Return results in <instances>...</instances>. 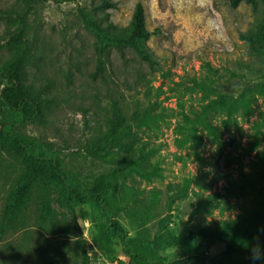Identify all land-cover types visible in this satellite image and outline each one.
<instances>
[{
  "label": "rangeland",
  "instance_id": "1",
  "mask_svg": "<svg viewBox=\"0 0 264 264\" xmlns=\"http://www.w3.org/2000/svg\"><path fill=\"white\" fill-rule=\"evenodd\" d=\"M137 3L143 6L146 28L159 33L147 42L153 65L129 48H109L100 55L80 17L83 10L103 25L106 14L122 30ZM209 21L220 26L223 39H216ZM19 23L24 27L27 81L54 103L42 124L22 123L7 113L6 124L11 133L58 154L63 171L83 186L90 177L138 156L93 160L78 152L84 142L103 135L111 121L125 120L134 110L150 109L158 117L142 129L138 146L151 175L123 173L113 180L114 216L127 232V242L151 239L166 216L167 230L178 235L186 222L196 231L213 229L264 205L259 3L233 9L228 0H205L203 7L200 0H0V68L21 52L19 46L8 45ZM199 84L232 98L245 94L249 102L248 111L214 114L218 138L201 127L191 131V121L215 98ZM4 85L0 78V92ZM31 171L11 143L0 144V264H81L80 239L86 242L90 264H127L118 241L99 253L92 246L93 225H83V235L77 220H91L89 206L76 207L75 218L54 205L48 213L43 200L48 193L39 183L20 199L16 215L6 216L7 205ZM256 245L230 239L205 246L188 261L178 249L170 250L167 260L227 264L226 248L251 250Z\"/></svg>",
  "mask_w": 264,
  "mask_h": 264
},
{
  "label": "trees",
  "instance_id": "2",
  "mask_svg": "<svg viewBox=\"0 0 264 264\" xmlns=\"http://www.w3.org/2000/svg\"><path fill=\"white\" fill-rule=\"evenodd\" d=\"M261 5L263 14L262 39L264 41V0H228L231 8L241 4L255 7ZM104 4L103 7H108ZM80 17L85 27L94 35L99 54L104 55L109 48H129L143 62L153 65L154 58L147 46L151 36L159 33L150 32L146 28L143 6L137 3L131 14L127 28L117 30L104 15V24H98L85 11L80 10ZM21 20V19H20ZM24 27L19 23L16 34L8 41V45L19 46L20 54L0 68V78L5 82L0 92V144L11 143L20 155L32 166V171L24 177L17 194L6 207V216L13 217L22 207V199L31 187L39 183L47 190L44 197L46 212H53V205L65 210L75 218V208L89 206L91 222L95 230L92 238L93 248L104 253L112 242H119L121 251L127 258V264H184L177 261L168 262L167 252L179 250L186 261L193 260L196 252L205 246L224 243L233 239L240 242H250L261 245L260 255L264 257V205L246 212L235 222L216 226L213 229L194 230L186 222L178 235L167 230L170 223L166 216L158 225V230L151 239L138 242H127V232L115 218L112 204L113 180L123 173H134L142 178H148L151 173L146 170L144 162L147 158L138 146L141 142L142 129L158 120L150 109L134 110L127 119L111 121L108 130L91 141H86L78 148L84 156L104 161L113 156H130L137 152V158L128 160L115 168L90 177L89 184H83L71 174L63 171L60 157L50 148H42L37 141L20 137L11 133L6 124V113L18 116L22 123L42 124L46 119V110L54 99L45 96L41 89L35 88L27 81L22 68L25 51ZM98 65H102L101 59ZM208 92L215 93V98L205 104L199 114L191 121V131L201 127L208 135L218 138V129L213 122V116L218 112L235 113L238 110L248 111L249 102L245 94L237 98L217 93L214 89L197 85ZM190 221V220H189ZM81 264H90L86 250V242H78ZM227 264H264V259L253 262L250 259L251 250H234L226 248Z\"/></svg>",
  "mask_w": 264,
  "mask_h": 264
},
{
  "label": "clouds",
  "instance_id": "3",
  "mask_svg": "<svg viewBox=\"0 0 264 264\" xmlns=\"http://www.w3.org/2000/svg\"><path fill=\"white\" fill-rule=\"evenodd\" d=\"M208 3H211V0H207ZM205 4V0H200V6L203 7ZM209 28L210 29H213L215 28L216 29V39L218 40H221L224 38V35L223 33L220 31V26L219 25H215L213 24V22L209 21ZM77 224L83 229V225H87L89 228H91L92 226V222L91 220L89 219V217L87 216L86 218L84 219H78L77 220ZM83 235H85V232H84V229H83ZM250 259L255 262V261H258V260H261V259H264V257H262L260 255V252H259V245L257 244L256 246L252 247L251 248V256H250Z\"/></svg>",
  "mask_w": 264,
  "mask_h": 264
}]
</instances>
